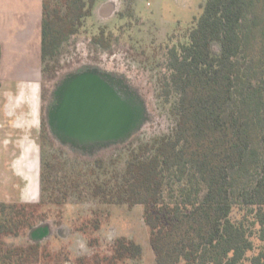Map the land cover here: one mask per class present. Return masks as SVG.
Returning <instances> with one entry per match:
<instances>
[{
	"label": "trees",
	"instance_id": "obj_1",
	"mask_svg": "<svg viewBox=\"0 0 264 264\" xmlns=\"http://www.w3.org/2000/svg\"><path fill=\"white\" fill-rule=\"evenodd\" d=\"M95 2L43 0L44 63L87 26ZM187 38L168 52L173 129L119 161L100 160L92 174L51 181L50 191L60 185L63 200L86 190L102 205H143L157 264H264V0H204ZM5 227L0 237L15 234ZM16 246L0 239V264H41L40 243ZM113 250L87 263L142 254L126 240Z\"/></svg>",
	"mask_w": 264,
	"mask_h": 264
},
{
	"label": "rangeland",
	"instance_id": "obj_2",
	"mask_svg": "<svg viewBox=\"0 0 264 264\" xmlns=\"http://www.w3.org/2000/svg\"><path fill=\"white\" fill-rule=\"evenodd\" d=\"M105 1L96 0L87 26L73 34L61 46L58 54L48 60L45 65L47 70L43 75L41 85L42 125L39 133L38 126L31 123L29 131L33 135L38 134L48 160L56 166L54 174L59 178L65 174L70 162L78 165L80 163L75 162L76 160L84 162L80 160L82 155H85L84 157L87 158L83 159L88 161L94 158H104L109 162H111L110 160L119 161L122 156L128 153L127 149L136 147L139 142L145 139L168 132L174 126L175 116L170 114L169 108L176 100L177 95L173 87L167 86L171 73L168 68V52L173 46L187 42L190 27L194 24L195 18L201 14V5L204 2V0H120L121 16L107 26L99 21V10ZM111 24H115L118 29H111L109 27ZM128 59L133 60L129 67L126 65L129 64ZM8 62L5 59L0 70V79H2L0 106L3 107L10 90H13L14 94H18L19 89L15 86V82L9 84L6 80L9 69ZM96 64L110 69L114 66L122 67L130 72L129 75L134 73L138 79L142 78L148 81V92L144 96L147 112H145L141 124L123 142L101 148L96 152L80 148L70 149L50 134L46 117L47 107L52 100V92L65 75L75 72L85 65ZM145 70L148 73H145ZM162 86L165 87L164 94L161 92ZM22 87L26 88L22 89V93L25 95H28L32 90V86L28 87L25 83L22 84ZM22 104H17V102L15 104V111L19 117L22 110L29 108L26 104L25 107ZM29 111L30 108L27 111V119L30 118L32 121L33 112ZM17 115L13 116L12 121H15L14 118ZM2 116H0V122L5 121L2 127L4 137L18 136L21 138V134L27 132L21 126H10L8 123L10 120H6ZM23 127L26 129L27 125L25 124ZM18 148L20 147L18 146ZM3 153L4 158L9 157L8 151ZM3 166H7V161L3 160ZM92 208L93 203H83L73 198L68 199L61 208L46 205L34 211L26 210L24 216L18 215V212H21L20 208L14 210L9 207L4 213L0 212V222L4 221L6 232L15 234L2 235L0 239L4 242L5 247L18 245L26 248L31 242L27 227L37 220H50L54 227V235L49 240L43 241L36 252L41 264H56V260L60 261L57 264H74L80 259H86L85 263L90 264V262L87 263V259L93 261L96 255L100 257L110 254L120 240L133 241L142 248L139 260L127 258L121 264H157L150 242L149 229L144 220L143 205L111 204L106 207L102 206L104 211L101 214L100 222L96 227H88V221L92 219L89 209L92 210ZM96 217L94 216V218ZM114 224L122 225L121 235L113 242L106 243L102 239V233ZM76 235L88 240L91 249L89 254L77 255L73 252L70 237ZM18 252L14 251L12 255ZM21 253L26 257L32 256V253L28 251ZM179 264H184V262Z\"/></svg>",
	"mask_w": 264,
	"mask_h": 264
},
{
	"label": "flooded vegetation",
	"instance_id": "obj_3",
	"mask_svg": "<svg viewBox=\"0 0 264 264\" xmlns=\"http://www.w3.org/2000/svg\"><path fill=\"white\" fill-rule=\"evenodd\" d=\"M105 5H109L110 8L112 7V5H115L116 10L112 14L104 15V9L106 7L103 10L102 8ZM121 13L120 0H106L99 10V21H102V24H107L108 26V24L112 23L113 20L120 18ZM109 27L111 29H118L115 24H111V26ZM1 60L2 49L0 55V66ZM128 61L129 64H126L127 67L130 66L133 60L128 59ZM18 62L20 63V65H18L19 63L17 65H8L9 69L6 79L9 84H13V82H15V86L19 88L18 94H14V91L10 90V94L7 96V101L4 103V107L0 106V116L3 115L4 119H9L10 122L8 121V123L10 124V126H21L22 129L26 130L27 132H23L21 134V138H19L18 136L4 137L2 127L5 121L0 122V208L4 206L6 208L10 207L14 210L23 208L31 211L37 210L46 205H53L61 208L68 199L73 198L83 203H93L92 210L89 209L92 214V219L88 221L87 225L88 227H96L100 222L101 214L104 211V208H102V206L106 207L108 205H102L97 200H94L90 196L86 195L88 194L86 190H84L85 197H83L82 199H79L74 195L69 196L68 198L63 200L61 194L65 187L56 185L55 188H51L52 191H50V182L64 179L68 174H92L93 171H96L94 168L99 165L100 160L106 161L107 159H95L93 157L94 159H90L88 161L84 160L83 158L87 157H84L85 155H82V159L80 157V160L84 162H80L75 159V162L80 163V165L70 162V165H68L69 169L67 168L65 174L60 178L59 176L56 177V175L54 174L56 166H54V164L50 163V161L48 160L47 153L44 151L42 143L39 141L38 134L33 135V133L29 131L31 126L30 124L32 123L34 126H38L40 133V126L42 125L43 117L41 85L43 75L47 70V68L45 67L47 63H44L42 60V51L40 62L37 65L34 63H31V65V60L27 57V55L22 56L21 59L18 60ZM145 73H148V71L145 70ZM129 74L130 72L126 69H123L122 67L114 66V68L112 67V69H110L96 64L85 65L77 71L65 75L52 92V100L47 107L46 117L50 134L53 135L58 141H60L61 144L70 147V149L80 148L81 150H94L95 152L99 151L101 148L108 147L110 145H114L128 139L130 133L137 129V127L141 124V121L143 120L142 118L145 112H147V104L144 96L148 92V81H145L142 78L138 79V76L134 73H131L132 75ZM84 75L98 76L109 86L111 90L115 92V94H117L120 99H122L132 109L134 119L133 123L129 127L127 132L122 136L118 138L106 139H91L77 136V134H75L72 129L71 119H69L67 115L65 116L64 113L60 111L61 103L67 95L70 85L76 79ZM24 83L27 84L28 87L29 85L32 86V90L28 93V95L22 93V89H26L22 87V84ZM1 84L2 79H0V88ZM164 91L165 87L162 86L161 92L163 94ZM160 95L163 96L162 94ZM16 102L17 104L23 103L22 106L24 107L25 104L29 106L30 111L33 112L32 121H30V118L27 119V111L29 110L28 107L25 110H22V114L20 117L19 115H17V112L15 111ZM169 109L170 114H173L171 107ZM14 115L17 116L14 118L15 121H12ZM25 124L27 125L26 129L23 127ZM175 124L176 119L174 121V126ZM173 127L168 132H170ZM12 146H14V148H12ZM18 146L20 148H18ZM5 151H8L9 157L4 158L3 152ZM3 160L7 161V166H3ZM44 177L45 181H43ZM35 184V188H37V197L29 198L28 200H22V197L20 195L23 189L27 185L33 187ZM45 187L47 189L44 192ZM94 216L97 217L94 218ZM53 228V224L50 222V220H37L33 223V227L29 229L27 233L29 234L32 243L38 242L41 244L43 243V241L49 240L53 237ZM113 251L114 250H112L110 254H112ZM80 261L81 259L77 260L74 264H80Z\"/></svg>",
	"mask_w": 264,
	"mask_h": 264
},
{
	"label": "water",
	"instance_id": "obj_4",
	"mask_svg": "<svg viewBox=\"0 0 264 264\" xmlns=\"http://www.w3.org/2000/svg\"><path fill=\"white\" fill-rule=\"evenodd\" d=\"M60 111L71 119L77 136L118 138L133 123L132 109L98 76L84 75L69 88Z\"/></svg>",
	"mask_w": 264,
	"mask_h": 264
},
{
	"label": "crops",
	"instance_id": "obj_5",
	"mask_svg": "<svg viewBox=\"0 0 264 264\" xmlns=\"http://www.w3.org/2000/svg\"><path fill=\"white\" fill-rule=\"evenodd\" d=\"M103 9L104 15L116 10L115 5L111 8L105 5ZM42 12L43 0H0V70L5 59L9 61L7 66L17 65L24 55L31 60L30 64H39L42 51ZM33 187L27 185L23 189L20 195L22 200L37 197L36 184Z\"/></svg>",
	"mask_w": 264,
	"mask_h": 264
},
{
	"label": "clouds",
	"instance_id": "obj_6",
	"mask_svg": "<svg viewBox=\"0 0 264 264\" xmlns=\"http://www.w3.org/2000/svg\"><path fill=\"white\" fill-rule=\"evenodd\" d=\"M67 228V226H65ZM122 225L114 224L110 228H106L102 233V239L106 243H111L121 235ZM71 247L74 253L77 255H87L90 253L91 249L89 247V242L86 238L76 235L70 237Z\"/></svg>",
	"mask_w": 264,
	"mask_h": 264
}]
</instances>
